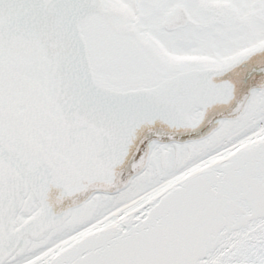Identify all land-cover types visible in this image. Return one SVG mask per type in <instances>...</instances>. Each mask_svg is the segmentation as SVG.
Here are the masks:
<instances>
[{"label":"snow or ice","instance_id":"obj_1","mask_svg":"<svg viewBox=\"0 0 264 264\" xmlns=\"http://www.w3.org/2000/svg\"><path fill=\"white\" fill-rule=\"evenodd\" d=\"M0 264H264V0H0Z\"/></svg>","mask_w":264,"mask_h":264}]
</instances>
